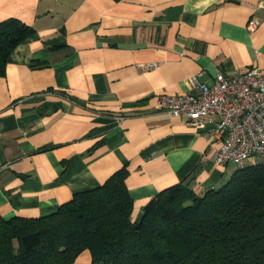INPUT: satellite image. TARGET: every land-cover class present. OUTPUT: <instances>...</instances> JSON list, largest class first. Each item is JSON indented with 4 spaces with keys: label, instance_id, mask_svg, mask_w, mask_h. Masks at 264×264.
<instances>
[{
    "label": "crops",
    "instance_id": "crops-1",
    "mask_svg": "<svg viewBox=\"0 0 264 264\" xmlns=\"http://www.w3.org/2000/svg\"><path fill=\"white\" fill-rule=\"evenodd\" d=\"M261 1L0 0V21L35 28L0 76V215L49 214L123 165L133 217L182 180L227 179L215 117H171L158 99L193 91L197 73L208 84L219 72L264 73ZM72 264H92L90 251Z\"/></svg>",
    "mask_w": 264,
    "mask_h": 264
},
{
    "label": "trees",
    "instance_id": "trees-1",
    "mask_svg": "<svg viewBox=\"0 0 264 264\" xmlns=\"http://www.w3.org/2000/svg\"><path fill=\"white\" fill-rule=\"evenodd\" d=\"M34 32L16 17L0 21V76ZM128 174L123 165L46 215H0V264H72L84 249L92 264H264V161L215 187L170 185L144 205L139 223Z\"/></svg>",
    "mask_w": 264,
    "mask_h": 264
},
{
    "label": "built area",
    "instance_id": "built-area-1",
    "mask_svg": "<svg viewBox=\"0 0 264 264\" xmlns=\"http://www.w3.org/2000/svg\"><path fill=\"white\" fill-rule=\"evenodd\" d=\"M264 8V1L259 3ZM257 21L248 28L253 30ZM192 75L193 91L161 95L158 109L171 117H186L199 124L215 117L212 136L219 142L214 162L218 165L239 163L264 154V73L249 67L232 74L217 73L211 84Z\"/></svg>",
    "mask_w": 264,
    "mask_h": 264
},
{
    "label": "rangeland",
    "instance_id": "rangeland-1",
    "mask_svg": "<svg viewBox=\"0 0 264 264\" xmlns=\"http://www.w3.org/2000/svg\"><path fill=\"white\" fill-rule=\"evenodd\" d=\"M264 161V154L260 155H255L251 156L250 158L238 163V164H233V163H228V167L231 171L235 170L236 168L244 165H249V164H254V163H259ZM229 172V171H228Z\"/></svg>",
    "mask_w": 264,
    "mask_h": 264
},
{
    "label": "water",
    "instance_id": "water-1",
    "mask_svg": "<svg viewBox=\"0 0 264 264\" xmlns=\"http://www.w3.org/2000/svg\"><path fill=\"white\" fill-rule=\"evenodd\" d=\"M143 218V212H139L137 222L139 223Z\"/></svg>",
    "mask_w": 264,
    "mask_h": 264
}]
</instances>
